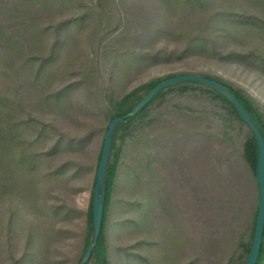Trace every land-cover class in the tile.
<instances>
[{
	"label": "rangeland",
	"instance_id": "rangeland-1",
	"mask_svg": "<svg viewBox=\"0 0 264 264\" xmlns=\"http://www.w3.org/2000/svg\"><path fill=\"white\" fill-rule=\"evenodd\" d=\"M104 1L107 4L101 9L98 0H65L64 6H46L39 14L41 27L59 22L67 24L60 32L55 59L45 72L46 81L41 84L44 92H60L61 97L56 105L36 106L37 99L28 101L26 94H20V100L24 106L27 101L34 105L33 113L41 121L56 126L59 134L64 133L70 138L89 134L92 137L83 142L79 151L62 146L50 156L43 155L48 152L52 139L34 144L39 161L38 168L26 180L31 183L30 198H0V264H13L25 253V248L32 258L24 257L20 264H75L81 251L104 127L102 114L91 107L96 106L97 101L103 102L108 74H112L108 91L116 96L169 73L214 74L244 89L264 105L263 77L244 67L181 54L184 45L197 33L190 30L193 19L181 13L179 0L175 1L173 9L162 0ZM203 1L209 4V13L251 12L250 5L244 0ZM175 7L178 10H174ZM84 13L86 18L76 22L75 19ZM217 18L216 15L213 20L217 21ZM107 23L112 26L105 30ZM120 24L124 27L117 26ZM213 25L208 31L211 37L219 33L216 22ZM108 32L112 34L105 40ZM239 34L224 41L220 51L242 50L244 44L238 42L241 38L249 49H263L264 41L258 34L247 30ZM102 38L107 47L104 52H111L112 60L106 53L89 46L90 39L96 46ZM52 39L50 35L44 39L39 55L47 54ZM140 54L147 57L135 66L134 61H138ZM126 58L124 64L114 67ZM93 74L96 80L89 77ZM218 89L222 90L219 86ZM197 103L205 104L202 99ZM162 116L174 127L177 117H186L183 113L166 110ZM178 125L185 130L184 123ZM152 132L155 134L157 130ZM211 140L215 145L213 149H204L205 144L198 147L192 142H181L170 150L161 148L159 153L156 152L150 168L154 177L151 182L156 187L151 199L161 204H156L146 229L127 228L126 221L136 218L137 213L127 205L132 196L127 178L120 177L110 212L108 240L111 247H130L147 261L129 264H223L224 258L236 248L240 234L242 240L249 235L256 199L254 184L238 156L227 155L226 151L220 153L214 139ZM176 153H180L177 161L173 159ZM219 159H222L221 163ZM68 164L71 167L58 175L59 169ZM230 171L241 177L242 198H245L242 210L233 209L231 197L236 196L237 189L233 187L235 182L227 181L225 177ZM57 206L64 207L66 212L57 214ZM181 237H185L182 246ZM142 240L147 245L135 246ZM117 264L124 263L119 261Z\"/></svg>",
	"mask_w": 264,
	"mask_h": 264
},
{
	"label": "trees",
	"instance_id": "trees-1",
	"mask_svg": "<svg viewBox=\"0 0 264 264\" xmlns=\"http://www.w3.org/2000/svg\"><path fill=\"white\" fill-rule=\"evenodd\" d=\"M175 1L177 2V0H162L168 4L170 9L174 8L173 4L176 6ZM244 2L250 5V13H246V10L233 13L219 11L209 13L211 9L206 1L179 0L180 9L183 10L181 13L193 19L190 30L197 33L192 40L184 45L181 54L244 67L264 78V45L263 49H249L241 38L238 42L244 44L242 50L231 49L224 53L220 51L224 41L227 42L230 37L236 38V35H240L239 33L245 30L258 34L264 41V0H244ZM98 3L101 9L103 4H107L104 0H98ZM55 5L64 6L65 0H0V198L6 196L30 198L31 183H26V180L38 168L39 156L34 152L33 147L39 140L52 139L53 143L48 152L43 155L50 156L52 153L58 152L62 146H66V149L79 151L83 148L84 143L92 137V134L82 138H70L64 133L59 134L56 126L41 121L36 113H33L34 105L27 103L36 98V106L49 103L56 105L61 97L60 92L48 94L43 91L45 88H41L43 87L42 82L46 81L45 72L55 59L60 44V32L63 27L67 26L65 22H59L56 25L50 24L47 27H41L39 24V14L45 11L46 6L51 8ZM177 8L175 7L174 10H178ZM216 15L218 16L217 21L213 20ZM85 18L84 13L75 21L82 22ZM215 22L218 25L219 33L217 36L211 37L208 35V31L211 30ZM111 26V23H107L105 30ZM117 26L124 27L122 24ZM96 33L98 34V32ZM108 33L105 35V40L112 34ZM49 35L53 38L51 46L47 49L46 55H39V51L44 45V39ZM95 36L101 38L96 34ZM105 40L102 38L96 46H93V41L90 39L89 46L95 51H107ZM104 53L112 60L111 52ZM137 56L138 61L135 59V66L142 58L147 57L144 54ZM127 58L118 61L114 67L124 64ZM108 76L103 102L97 101L96 106L91 107L102 114L104 127L102 143L94 168L90 202L86 211L81 251L75 264L82 263L88 247L92 244L93 248L85 264H117L119 261L124 264L135 263V261L147 263L141 253L131 251L130 247H111L108 240L110 212L115 203L116 188L120 177L127 178L132 193L127 205H130L128 207L131 209L134 208L137 213L136 218L126 221L130 226L127 228L146 229L149 226L151 215L156 209V204H161L160 201L156 203V199H151L156 187L151 182L154 177L150 168L154 164L156 152L159 153L161 148L170 150L169 148H173L181 142L184 144L192 142L198 147L205 144L204 149L206 147L213 149L215 145L211 142L212 138L220 153L226 151L227 155L236 154L238 156L254 184V191H256L250 233L245 240H242L243 235L240 234L236 248L223 260V264H247L253 247L259 212L258 141L255 133L244 121L236 107L217 90L209 86L195 81H183L160 88L142 108L137 109L132 116L130 115L159 85L185 76H196L219 84L228 90L236 103L248 115L249 121L259 134L264 147V105L251 97L244 89L214 74L169 73L141 83L120 96L108 91V83L112 80V74H108ZM89 77L96 80L95 74L89 75ZM20 94H26L29 97L25 106L20 100ZM201 99L205 104L197 103ZM164 110L178 114L183 113L186 117H177V121L174 122L177 125L174 127L170 122L168 124L167 119L162 116ZM116 119H122V121L116 123L111 135L109 158L103 182L102 218L94 240L92 203L97 184L96 173L105 135L110 124ZM181 123L185 124V130L178 127V124ZM178 128H181V135ZM153 129L157 130L155 134L152 132ZM217 148L215 151L218 154ZM179 155L180 153H176L173 159L177 161ZM221 160L219 159L218 162L221 163ZM70 167V164L63 165L59 169L58 175ZM233 171H230V176L225 174V177L228 178L227 181L235 182L233 187L237 189L236 196L231 197L234 204L233 209L242 210L245 205V198H242L243 189H241L243 184L240 181V175ZM77 172V170L74 171V175ZM158 185L159 182L156 186ZM120 208L123 209V206ZM55 212L60 214L66 210L62 206H57ZM184 238L181 237V246L184 244ZM142 245H147V242L142 240L135 244L137 247ZM27 251L28 249L25 248V253L13 264H20L24 257H30L26 253ZM254 264H264V223Z\"/></svg>",
	"mask_w": 264,
	"mask_h": 264
},
{
	"label": "water",
	"instance_id": "water-1",
	"mask_svg": "<svg viewBox=\"0 0 264 264\" xmlns=\"http://www.w3.org/2000/svg\"><path fill=\"white\" fill-rule=\"evenodd\" d=\"M183 81H195L199 82L200 84L209 86L215 90H217L220 94H222L225 98H227L239 111L241 116L243 117L244 121L250 126V128L253 130V132L256 135L257 141H258V172H257V177H258V187H259V212H258V218H257V223H256V229H255V235H254V241H253V247L251 250V254L249 256V260L247 264H254L256 260V256L258 253L259 249V243H260V236H261V231L264 223V147H263V142L259 136V134L256 132L254 129L253 125L250 123L248 115L245 113V111L236 103L234 98L229 94L228 90L214 82L196 77V76H185L182 78H177L174 80L167 81L161 85H159L157 88L153 89L149 95L138 105V107L133 111V113L130 115L132 116L135 111L139 108H142L149 100L150 98L162 87L172 85L174 83L178 82H183ZM218 86L221 87L222 90L218 89ZM225 90L227 93H224ZM122 119H116L114 120L110 126L109 129L105 135L104 142H103V147L101 151V157L99 161V166L97 169L96 173V191L94 194V199H93V229H94V240L96 239V236L99 231V227L101 224V218H102V201H103V194H104V176H105V170H106V165L108 162L109 158V151H110V146H111V135L113 132V129L116 125V123L121 122ZM93 248V244L88 247L83 261L81 264H85L87 261L89 254Z\"/></svg>",
	"mask_w": 264,
	"mask_h": 264
}]
</instances>
